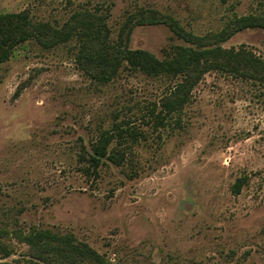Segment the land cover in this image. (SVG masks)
<instances>
[{
  "label": "rangeland",
  "instance_id": "obj_1",
  "mask_svg": "<svg viewBox=\"0 0 264 264\" xmlns=\"http://www.w3.org/2000/svg\"><path fill=\"white\" fill-rule=\"evenodd\" d=\"M22 11L65 29L95 13L113 41L133 15L122 45L161 58L191 44L163 22L175 19L204 44L264 59L263 27L220 41L235 15L263 14L264 0H0V13ZM77 36L53 47L29 39L0 62V226L10 231L0 264H49L41 257L53 253L23 238L36 230L70 234L118 264H264V82L214 68L167 114L161 100L182 76L124 65L100 82L78 59ZM115 124L137 138L122 164L96 169L90 144Z\"/></svg>",
  "mask_w": 264,
  "mask_h": 264
},
{
  "label": "trees",
  "instance_id": "obj_2",
  "mask_svg": "<svg viewBox=\"0 0 264 264\" xmlns=\"http://www.w3.org/2000/svg\"><path fill=\"white\" fill-rule=\"evenodd\" d=\"M85 15L86 17L82 19L80 15H74L76 24L65 29L55 28L48 23H37L27 11L0 13V62L8 59L17 45L29 39H36L45 47H53L69 41L77 34L80 42L78 59L85 71L100 82L112 80L124 65L148 75L182 76L161 100L167 114L181 111L191 99L194 87L201 76L214 68L264 82V59L259 55L245 46L236 48L224 47L221 43L204 44L197 40L196 35L185 31L175 19L169 21L163 19V22L168 23L177 35L191 44H176L172 46V50L167 51L165 57L161 58L145 48H132L128 43L122 45V36L133 15L124 22L118 41L110 38L111 31L101 15L95 13ZM156 21L159 19L145 18L139 23ZM231 22L232 31L222 35L220 41L247 27L264 28V13L235 15ZM76 25L82 28L77 33L74 31ZM156 117L164 119L161 114ZM136 138V130L123 124H115L110 129L101 130L88 150L90 165L97 169L101 163L107 161L116 165L122 164L126 159L125 145L129 139L133 141ZM245 180L244 177L236 179L232 186L234 193L241 192ZM9 233L7 228L0 226V252L8 250L4 237ZM13 233L21 238V231L15 230ZM23 238L41 252H52V257L47 255L41 257L49 264H61L66 261L73 264H83L85 261H93L95 264H118L105 261L90 245L73 240L70 234L36 230L24 235Z\"/></svg>",
  "mask_w": 264,
  "mask_h": 264
}]
</instances>
